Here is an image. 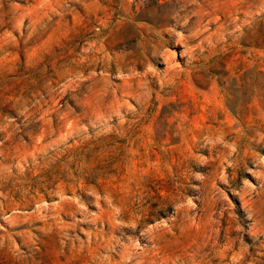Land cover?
I'll return each mask as SVG.
<instances>
[{"label": "rangeland", "instance_id": "1", "mask_svg": "<svg viewBox=\"0 0 264 264\" xmlns=\"http://www.w3.org/2000/svg\"><path fill=\"white\" fill-rule=\"evenodd\" d=\"M0 264H264V0H0Z\"/></svg>", "mask_w": 264, "mask_h": 264}]
</instances>
